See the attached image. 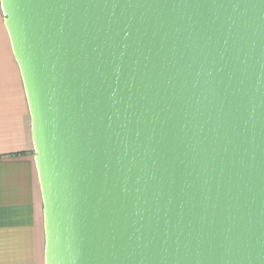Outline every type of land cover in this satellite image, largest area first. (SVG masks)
<instances>
[{"label": "water", "instance_id": "1", "mask_svg": "<svg viewBox=\"0 0 264 264\" xmlns=\"http://www.w3.org/2000/svg\"><path fill=\"white\" fill-rule=\"evenodd\" d=\"M44 264H264V0H0Z\"/></svg>", "mask_w": 264, "mask_h": 264}, {"label": "crops", "instance_id": "2", "mask_svg": "<svg viewBox=\"0 0 264 264\" xmlns=\"http://www.w3.org/2000/svg\"><path fill=\"white\" fill-rule=\"evenodd\" d=\"M30 117L0 7V264H44Z\"/></svg>", "mask_w": 264, "mask_h": 264}]
</instances>
